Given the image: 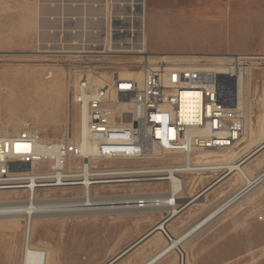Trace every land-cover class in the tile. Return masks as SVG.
Returning <instances> with one entry per match:
<instances>
[{"label":"rangeland","instance_id":"rangeland-1","mask_svg":"<svg viewBox=\"0 0 264 264\" xmlns=\"http://www.w3.org/2000/svg\"><path fill=\"white\" fill-rule=\"evenodd\" d=\"M83 7L86 8V12L90 11L89 8H94L89 4L81 5L79 0H0V77L2 79L8 77L11 80L7 86L0 85V135L16 133L26 123L36 128L44 140L58 139L66 130L76 137L79 110L71 103V90L74 89L80 74L92 70L95 74L118 72L121 76L131 75L128 72L130 64L122 63L136 61L137 58L141 60L139 54L127 51L130 49L128 42H138L141 35L136 30L137 18L128 17V14L133 12L128 5L115 9L116 13L122 16L121 19L113 18L107 24L99 22L100 30L86 35L88 42L97 44L95 48L97 51H106L100 46L106 37L110 38L114 49L121 51L63 52L81 49L76 44L81 42L80 30L84 23L79 17L76 19L74 17ZM148 7L149 0H146L149 25V14L153 10ZM139 9V6H135L134 13ZM89 22L86 24H90ZM139 27H142V23ZM142 30L145 32L144 28ZM148 33L149 27L147 36ZM152 39L150 44L148 40L150 50L170 51L163 44L165 41ZM73 42L76 44L74 45ZM140 66V63L131 65L133 68ZM31 71H33L31 76L24 75L25 72ZM49 72L52 73V77H48ZM39 76L40 78H37ZM35 79L40 83H36ZM252 89L251 81V92ZM23 96L27 97L25 102L21 101ZM247 99L248 118L253 122L254 138L261 137L253 146L255 148L264 140V82L260 87L258 85L252 95L249 89ZM21 102V108L16 109L17 103ZM258 153L257 159L246 166V169L251 171L249 174L253 175L264 169V149ZM234 155L236 154L232 152H224L214 158L224 160ZM243 156L244 154H239L236 161L241 160ZM156 163L167 165L169 159L153 160V164ZM176 163L181 161H175ZM99 164L104 165L108 162H99ZM130 165L137 164H128L125 167ZM191 176L187 175L185 178L187 183L193 180ZM214 177L215 175L211 178L209 175H203L202 180L195 178L197 188L194 184H189L187 193L197 192ZM241 184L242 181L237 175L228 176L210 191L206 202L190 207L173 221V226L169 224L172 233L177 235L187 229L224 198L235 192ZM166 186L167 183L163 188L165 189ZM143 187L131 184L129 187H116L115 190L116 193L139 192L147 189ZM99 193H104V190H99ZM108 193L111 191L109 190ZM48 194L55 196L61 194V191L39 192L42 198ZM26 196V192L0 191V200L5 201L16 198L24 200ZM108 199L112 197L107 196ZM251 212H253L254 229L257 227L259 229L258 237L254 231L255 244L258 241L254 251L251 247V229L248 231L247 228H242L245 227L246 221L250 220L246 216ZM159 217L158 214L155 217L139 214L121 216V213L113 212L45 217L32 223L34 230L32 245L45 251L48 264H106L142 237ZM13 223L15 225L10 228L6 225L5 219H0V264H21L24 223L20 219ZM165 242L166 240L161 238L159 241L151 240L140 244L113 264H141ZM190 244H195L197 248L194 264H264V255L253 263V260L264 250V184L251 190L183 244L182 250L189 253L187 264H191V253L188 249ZM158 263L177 264L175 251Z\"/></svg>","mask_w":264,"mask_h":264},{"label":"built area","instance_id":"built-area-1","mask_svg":"<svg viewBox=\"0 0 264 264\" xmlns=\"http://www.w3.org/2000/svg\"><path fill=\"white\" fill-rule=\"evenodd\" d=\"M140 1L109 0V23L113 18H122L120 14L112 13L116 8L128 5L132 12L135 6L140 7ZM137 43L133 44L134 51L138 49ZM149 54L154 57L152 60L148 59ZM141 55L140 79L137 76L129 79L115 76L110 85L98 87L92 85L87 75L89 70H86L76 88L71 90L72 105L86 111L85 134L90 146L89 153L81 151L70 132L57 141L43 142L40 134L29 124L15 135L0 136V190H23L28 194L27 197H33L36 190L61 187L77 190L85 182L92 189L102 185L129 187V182L140 184V180L125 173L128 164H142V167H146V173H152L155 170L153 159L181 155L184 163L190 155L194 157L205 151H226L241 142L245 134L247 109L238 106L237 82L232 72L200 67L194 65L196 63L175 65L167 61L163 53ZM184 82L199 83L200 91H182ZM149 102H157V109H149ZM180 114H187L189 123H181ZM69 158L81 163V170H76V176L69 172L72 170L68 166ZM40 159H47V169H40ZM109 160L117 161V164H99V161ZM120 161L130 163L122 164ZM58 163H63V173H59ZM169 164L171 170L183 174V181L185 175L203 172L207 165L193 162L189 172H180V168H175V161L169 160ZM90 166L105 170V177L90 178ZM45 175H52L55 186L45 185ZM168 177L169 171L161 172V178L167 185ZM217 179L215 177L198 190L194 197L198 198ZM26 181H34V188H26ZM262 184L264 171H258L249 182L237 189L238 196L234 202L240 201L245 194ZM183 186L184 183L180 187ZM99 190H92V194H99V198L106 195L98 193ZM125 194L135 199V208H131L134 211H151L175 205L178 200L177 193H166L160 199H154L155 207H146L145 202H142V192L128 191ZM84 199L74 192L55 197L53 200L58 204L55 212L63 215V206L69 208L67 215L93 212V205ZM126 201L128 206V199ZM16 204H19V199H16ZM177 209L182 212L186 208L179 205ZM105 211L109 213V210ZM169 217L166 212L159 218L165 223L170 220ZM24 224L25 233L29 234L30 218L24 220ZM179 257L182 264L183 254L180 251Z\"/></svg>","mask_w":264,"mask_h":264},{"label":"bare ground","instance_id":"bare-ground-1","mask_svg":"<svg viewBox=\"0 0 264 264\" xmlns=\"http://www.w3.org/2000/svg\"><path fill=\"white\" fill-rule=\"evenodd\" d=\"M81 1V5H87L93 6L94 8H89L90 11L86 12V8L80 9L78 14L75 15L74 19L78 18L82 19L84 25L83 28L80 30V43L76 44L73 42V44L78 45L81 47L79 51H63L68 53H100V52H114V51H121L116 50L113 48V43L110 40L109 37H106L103 39L102 44L100 45L101 48H103L106 51H97L95 50L96 45L94 42H88V38H86V35L96 33L100 30L99 22H104V24L108 23L109 21V10L110 6L108 5L109 0H79ZM140 9L134 13V9L132 14H130L129 18H137L138 20V27L136 30L141 34L140 38L138 39L137 43V51L133 50V44H135L133 41H129L128 45L132 42V45H129L130 49L133 52L139 53V57L143 59V53H152L147 49L145 35H144V19H145V13H146V0H142L139 2ZM94 11H93V10ZM113 14H116V11L114 10L112 12ZM117 15V14H116ZM91 21V23L89 22ZM86 22H89L90 24H86ZM140 22V23H139ZM142 27H139L141 25ZM135 30V29H133ZM121 31V30H120ZM65 43H63L64 45ZM64 48V47H63ZM131 50H127L128 52H132ZM53 51V50H52ZM124 51V50H123ZM165 54V59L167 61H170L171 63L178 65L182 63H189L185 65H191V63H196L194 65L205 67V68H215V69H223L228 70L229 72H232L233 75L236 77L237 82V90H238V106H242L247 109V119L245 124V134L244 138L241 140L239 144L236 146L228 148L226 151H205L201 154L195 155L192 157L191 155L187 157V159L182 163L181 160H183V157L181 155H170L167 156L165 159H169L172 161H181V163H176L175 168H180V172H189L193 166V162L196 163H204L207 164L206 167H204L203 172H199L197 174L192 175L191 177L193 180L191 182H186L187 175L184 176L183 181V174H177L176 170H171V164L164 165L162 163H156L153 164L155 170H152V173H146V167H142V164L137 165H130L128 167H125V173L128 176H135V180H140V184L136 182H129V185L131 184H138L139 186H144L143 188H147L146 190H141L139 192H142V202H145L146 207H155V200L154 199H160V197H163L164 194L168 193L174 194L177 193V202H175V205L170 206H162L155 208L153 210L149 211H134L131 210V208H135V199H132V196H127L126 191L124 193H116L115 188L118 187L116 185H102L99 187H94L92 189V186L88 185V182H85L84 186H81L77 190L73 189V187H61V188H44L42 190H36L33 192V197H27L24 200H19V204H16V200H0V202H6L0 204V219H5L7 222V226L12 228L15 223L13 221H23L27 220V218H30V233H25V224H24V232H23V248H22V260L21 264H48V258H46V254L44 250L38 249L32 245V239H33V231L32 230V223L35 220L42 219L45 217L50 216H56L60 215V213H56L58 204L56 203V200H53L55 197L58 196H64L65 194H69L74 192L76 196L78 197H85L84 200L88 202V204L93 205L91 209L93 212L91 213H77L76 215L80 214H106L105 210H109V212L113 213H121V216L124 215H130V216H147V217H155V215L162 216L164 213L167 212V214L171 217L168 222L162 221L160 218L158 220H155L152 225H150L149 229L146 231V233L140 237L139 240H136L133 242L134 247L140 246V244H144L148 241L153 240L159 241L161 238H164L166 242L164 245L159 248L154 254H152L150 257H148L145 261H143L141 264H156L157 262L161 261L162 259L166 258L167 256L171 255L173 251H175L177 255V264H180V257H179V251L183 254V260L182 264H187L189 259V253L182 250L183 244L188 241L192 235H194L197 231L202 229L204 225L206 226L209 224L216 216H218L220 213L228 209L230 206L235 204L234 200L238 196L237 190L233 192L228 197L224 198L221 202H219L213 209H211L209 212H207L204 216L199 218L195 223H193L191 226H189L187 229L182 231L181 233L175 235L172 233L169 224L172 223L177 217H179L181 214H183L187 209H189L192 206L198 205L202 202L207 201V195L212 191L215 187H217L220 183H222L228 176L230 175H237L240 180L242 181V184H245L246 182H249L251 177H253L252 174H249V172L246 169V166L251 163V161H254L257 159L259 155V151L264 149V140L258 144L257 147L253 148L255 146L259 138H254V130H253V122L249 117V105L247 104V92H249L250 86L247 81L248 77V71H249V65H243L241 62L242 57L237 56H229V57H211V56H204V57H189L187 55H179V54ZM152 54L148 55V59L152 60L154 57L151 56ZM246 56V55H245ZM147 58V57H144ZM247 58V57H245ZM229 60L226 62L225 60ZM140 59L137 58L136 61H129L128 63H122V64H130V70H128L131 75L121 76L119 73L114 74H106V72H98L95 74V72H92V70H89L87 72L88 78L90 79V82L94 86L98 87H104L106 84L110 85L112 81L114 80V77L117 76L119 79H129L133 78L134 76H137V78H141V69L139 68H133L131 67L132 64H139ZM232 62V63H231ZM116 63V62H115ZM184 65V64H183ZM24 71V70H23ZM22 71V72H23ZM33 74V71L31 72H25L24 75H30ZM40 74V73H38ZM8 75V74H7ZM82 73L80 74L79 78L77 79L76 85L74 89L76 88L79 79L81 78ZM48 77H52V73H48ZM37 78H40L37 77ZM36 83H40L37 79H35ZM11 80L6 77L2 79L0 77V85L7 86ZM17 83V82H15ZM16 87V86H15ZM17 91V90H16ZM182 91L186 92H199L200 91V84L199 83H191V82H184L182 84ZM14 92V91H13ZM13 95V94H12ZM11 97V96H10ZM13 97V96H12ZM17 98L19 96H16ZM15 97V98H16ZM27 97L23 96L21 98L22 102H25L24 100ZM16 100V99H15ZM12 102V101H10ZM21 103H17L18 106L15 107L16 109H20L22 106ZM77 106V105H76ZM149 109H157V102H149ZM14 110V109H12ZM79 114H78V133L76 137H74L75 141L77 142V145L80 146L81 151L86 154L90 151L89 142L87 140L86 134H85V123L87 122V115L85 110H81L78 107ZM16 111V110H15ZM180 121L181 123H189V116L187 114H180ZM25 123L23 126H26ZM22 126V128H23ZM36 129V128H34ZM36 131L39 133V131L36 129ZM17 131L16 133H19ZM16 133H7L2 134L0 136L5 135H15ZM68 133V130H66L63 133V136H65ZM40 134V133H39ZM40 139L43 142H54L55 140H44L42 139L41 135ZM252 148V149H251ZM228 153L232 152L235 153L233 157L229 159H217L214 158V156L221 154V153ZM239 154H244L241 160L236 161L237 156ZM155 160V159H153ZM99 162H108V164H117V161H99ZM126 161H123L120 163L124 164ZM129 161L126 162V164ZM107 165V164H104ZM68 166L72 168L69 172L73 175H77L76 170H81V163L80 161H77L75 158H69L68 159ZM40 169H47V159H40ZM58 170L59 173H63V163H58ZM169 171V177H168V185L163 188L165 185L164 178H161V172H168ZM221 171V172H220ZM264 171V169L262 170ZM186 174V173H185ZM146 175V178H143V176ZM203 175H209L211 176L215 175V177L218 179L215 180V182L207 187L204 191H202L200 196L198 198L194 197L196 192L187 193V187L189 184H194L195 188H197V184L194 181L195 178H199L202 180ZM217 175V176H216ZM98 177H105V170H98L97 166H90V178H97ZM214 177V178H215ZM206 179V178H205ZM44 183L47 186H55V179H53L52 175H45L44 176ZM164 183V184H163ZM184 183L183 187H180ZM241 184V185H242ZM240 185V186H241ZM125 185H122L123 187ZM26 188H34V181H26ZM100 188V190H104L105 196L99 198V194H92V190H97ZM55 190L61 191V194L51 196L48 194L47 196H44L43 198L40 197L39 192L40 191H49V193ZM111 191V193H108V191ZM0 191H13V192H25V191H19V190H0ZM134 192V191H132ZM137 192V191H136ZM97 193V192H96ZM99 193V192H98ZM249 193V192H248ZM247 193V194H248ZM8 194V193H7ZM114 195L112 199L107 200V195ZM122 194V195H121ZM247 194H245L243 197H245ZM35 197V199H34ZM194 197V198H193ZM242 197V198H243ZM20 199V198H16ZM128 199V206H126ZM166 199V196L163 198ZM179 202V203H178ZM185 206V210L182 212H179L180 209H177L179 205ZM67 209L63 206V215H67ZM179 212V213H178ZM3 221V220H2ZM141 221V220H140ZM15 244V239H13ZM131 248V249H132ZM48 255V254H47ZM179 257V259H178Z\"/></svg>","mask_w":264,"mask_h":264},{"label":"crops","instance_id":"crops-1","mask_svg":"<svg viewBox=\"0 0 264 264\" xmlns=\"http://www.w3.org/2000/svg\"><path fill=\"white\" fill-rule=\"evenodd\" d=\"M150 8L153 11L149 14V25L145 13L144 35L147 49L153 54L241 56L243 64L252 65L247 77L250 94L264 82V0H149ZM149 38L165 41L163 44L170 51L150 50ZM246 218L250 220L242 228L251 229L254 251L258 243L255 244L254 231L258 237L259 229H254L253 212ZM170 224L173 226V222ZM188 249L191 264H194L197 248L195 244H190ZM262 255L264 250L253 263Z\"/></svg>","mask_w":264,"mask_h":264},{"label":"water","instance_id":"water-1","mask_svg":"<svg viewBox=\"0 0 264 264\" xmlns=\"http://www.w3.org/2000/svg\"><path fill=\"white\" fill-rule=\"evenodd\" d=\"M142 238V237H141ZM139 240V239H138ZM133 244H131L130 246H128L126 249H124L122 252H120L118 255H116L115 257H113L111 260H109L106 264H113L114 262H116L119 258H121L124 254H126L128 251L131 250Z\"/></svg>","mask_w":264,"mask_h":264}]
</instances>
